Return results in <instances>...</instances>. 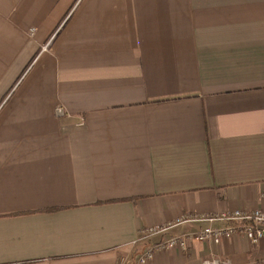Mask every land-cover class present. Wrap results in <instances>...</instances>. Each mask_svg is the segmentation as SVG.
Here are the masks:
<instances>
[{"label": "crops", "instance_id": "obj_1", "mask_svg": "<svg viewBox=\"0 0 264 264\" xmlns=\"http://www.w3.org/2000/svg\"><path fill=\"white\" fill-rule=\"evenodd\" d=\"M236 209L264 210V0H0V264H264L243 233L140 263Z\"/></svg>", "mask_w": 264, "mask_h": 264}, {"label": "built area", "instance_id": "obj_2", "mask_svg": "<svg viewBox=\"0 0 264 264\" xmlns=\"http://www.w3.org/2000/svg\"><path fill=\"white\" fill-rule=\"evenodd\" d=\"M79 124H84V119L82 117L80 118ZM203 222H208L209 224L197 232L172 236L156 243L154 247L150 248L144 256L141 257L140 263H144L147 259L151 258L154 253L160 250L173 247L187 250L189 247L188 241L190 239L199 242L214 241L220 243L224 238L233 237L236 233H243L250 236L252 242L257 243L264 237V210L255 209L253 211H248L245 209H236L234 211L211 215H183L173 222L149 228L142 233L138 241L144 240L149 236L166 233L176 226ZM216 222L222 225L214 226L213 223ZM203 264H231V260L228 258L211 257L206 259Z\"/></svg>", "mask_w": 264, "mask_h": 264}]
</instances>
